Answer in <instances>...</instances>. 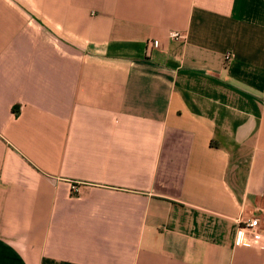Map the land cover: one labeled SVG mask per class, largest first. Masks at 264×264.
I'll return each instance as SVG.
<instances>
[{"label":"crops","instance_id":"crops-1","mask_svg":"<svg viewBox=\"0 0 264 264\" xmlns=\"http://www.w3.org/2000/svg\"><path fill=\"white\" fill-rule=\"evenodd\" d=\"M240 218L264 0H0V264H264Z\"/></svg>","mask_w":264,"mask_h":264},{"label":"built area","instance_id":"built-area-1","mask_svg":"<svg viewBox=\"0 0 264 264\" xmlns=\"http://www.w3.org/2000/svg\"><path fill=\"white\" fill-rule=\"evenodd\" d=\"M168 37L172 40H183L185 36L178 32H169ZM160 43L158 40H148L146 42V52L151 49L159 48ZM231 54L227 53L224 56V62H229ZM73 191L76 193L77 188L73 187ZM238 232L239 243L242 246L249 248H264V233L261 231L258 218L238 219Z\"/></svg>","mask_w":264,"mask_h":264},{"label":"rangeland","instance_id":"rangeland-1","mask_svg":"<svg viewBox=\"0 0 264 264\" xmlns=\"http://www.w3.org/2000/svg\"><path fill=\"white\" fill-rule=\"evenodd\" d=\"M261 227V226H260ZM261 231H262V229H261Z\"/></svg>","mask_w":264,"mask_h":264},{"label":"trees","instance_id":"trees-1","mask_svg":"<svg viewBox=\"0 0 264 264\" xmlns=\"http://www.w3.org/2000/svg\"><path fill=\"white\" fill-rule=\"evenodd\" d=\"M16 113H17V111H16Z\"/></svg>","mask_w":264,"mask_h":264}]
</instances>
